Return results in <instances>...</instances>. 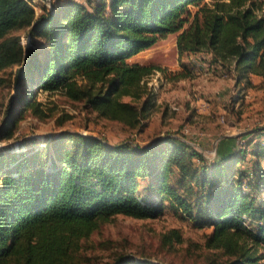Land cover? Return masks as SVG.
Masks as SVG:
<instances>
[{"label": "trees", "instance_id": "1", "mask_svg": "<svg viewBox=\"0 0 264 264\" xmlns=\"http://www.w3.org/2000/svg\"><path fill=\"white\" fill-rule=\"evenodd\" d=\"M21 29L30 42L13 34ZM176 34L180 57L206 53L211 65L235 71L237 84L251 87L252 75H264V0H65L40 12L31 0H0V72L17 67L0 139L13 140L29 113L45 116L40 92L131 117L133 105L121 98L153 68L122 61ZM247 137L248 147L212 162L172 136L109 144L61 131L43 148L37 138L24 139L32 144L24 150L5 146L0 264H82V242L100 224L117 215L156 219L168 209L212 229L208 264H264V127ZM174 241L183 242L178 229L162 237ZM108 264L163 263L119 254Z\"/></svg>", "mask_w": 264, "mask_h": 264}, {"label": "rangeland", "instance_id": "2", "mask_svg": "<svg viewBox=\"0 0 264 264\" xmlns=\"http://www.w3.org/2000/svg\"><path fill=\"white\" fill-rule=\"evenodd\" d=\"M31 1L40 12L42 6L52 10L54 3L65 0ZM70 1L87 3V0ZM13 34L20 35L23 44L30 42L27 29ZM177 39V34L170 36L122 61L129 66L153 68L121 98L133 105L135 113L131 117L125 113L123 120H116L84 102L70 100L61 91L40 92L38 100L45 116L29 113L13 140L0 139V150L9 144L17 151L31 148L32 144L22 143L26 138H37L36 147L43 148L47 138L61 131L93 135L109 144L146 145L172 136L192 145L209 162L236 148L248 147L247 135L264 127V75H252L251 87L237 84L235 71L211 65L206 53L180 57ZM16 69L0 72V78L6 79L0 87V121L16 93L13 79ZM248 158L252 159L249 154ZM171 229L180 231L183 242H162L163 235ZM211 232L212 229L183 220L169 209L156 219L117 215L100 224L82 242L80 260L82 264H108L117 255L126 254L163 264H208L215 253L205 246ZM215 257L225 259L218 252Z\"/></svg>", "mask_w": 264, "mask_h": 264}]
</instances>
